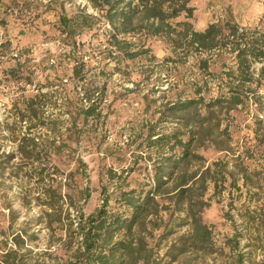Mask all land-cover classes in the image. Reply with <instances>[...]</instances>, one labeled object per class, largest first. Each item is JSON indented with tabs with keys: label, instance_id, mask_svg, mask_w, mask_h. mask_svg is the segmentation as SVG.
I'll return each mask as SVG.
<instances>
[{
	"label": "rangeland",
	"instance_id": "374dc122",
	"mask_svg": "<svg viewBox=\"0 0 264 264\" xmlns=\"http://www.w3.org/2000/svg\"><path fill=\"white\" fill-rule=\"evenodd\" d=\"M188 7L190 18L183 12L170 21L176 33L182 30L179 23L203 31L227 20L244 31L264 33V0H189ZM101 13L88 0H0V152L14 154L22 134L38 137L35 150L49 170L46 179L63 197L60 203L69 214L67 221L95 213L104 199L108 210L116 209L119 185L142 186L152 166L145 158L156 156L146 146L147 128L155 125L154 133L159 134L175 127L172 119L157 121L167 105L179 94L183 99L194 97L195 82L207 102L221 92L218 83L224 85L225 73L235 69L234 54L208 55L190 46L178 47L175 34L126 36L123 39L138 55L118 62L110 53L111 27ZM61 16L75 19L68 28L74 34L64 31ZM204 60L207 70L201 68ZM249 71L253 82L245 88L248 100L218 117L231 151L220 152L206 143L197 151L203 167L217 161L226 166L224 181L216 189L207 184L208 206L201 214L216 250L211 256L186 255L170 263L164 254L186 228H176L161 241L157 239L161 232H154L146 242L154 249L156 264H232L237 255L243 256V264H264V236L253 225L250 229L245 225L247 214L259 209L264 197V144L259 142L264 141V123H257L264 118V108L255 104L258 99L264 103V62H254ZM30 99L45 125L19 120ZM88 104L94 116L84 121L82 110ZM19 162L16 157L7 168H0V239L9 242L11 234L25 231L21 253L28 250L31 264H60L67 247L76 245V237L67 239L66 220L52 225V230L45 228L39 218L40 200L35 199L36 177L14 169ZM245 175L250 182H242ZM163 219H169L167 214ZM234 236L236 247L231 250ZM59 239H67L65 245Z\"/></svg>",
	"mask_w": 264,
	"mask_h": 264
},
{
	"label": "trees",
	"instance_id": "16d2710c",
	"mask_svg": "<svg viewBox=\"0 0 264 264\" xmlns=\"http://www.w3.org/2000/svg\"><path fill=\"white\" fill-rule=\"evenodd\" d=\"M88 1L93 8L103 12L102 17L111 27L110 45L113 51L110 53L116 56L118 62L138 55L137 52H132L130 41L123 39L126 36L143 34L150 37H170L175 34L178 37V47L190 46L197 53L208 55L221 52L234 54L235 69L225 73L223 86L218 83L222 89L216 97L206 102L200 85L195 82L194 97L183 99L179 94L176 100L160 112L158 122L172 119L176 121V126L159 134L154 133L155 125L147 128V149L156 154L145 158L152 165L151 172L138 188L124 189L123 185L118 186L116 209L108 210V200L104 199L95 213L87 216L79 214L76 221H67L69 214H64L60 203L63 197L46 179L49 177V170L41 164L39 153L35 150L38 137L22 134L15 143L14 154L0 152V168H7L13 159L19 157L20 162L13 168L24 170L25 176L30 178H33L31 175L36 177L38 191L35 199L40 200L42 211L39 218L44 220L45 228L52 230V225L67 221L69 232L66 231L65 234L67 239L72 235L76 237V245L67 247V251L63 252L66 258L60 264H156L153 259L154 249L148 247L146 241L154 238V232H161L157 238L161 241L174 234L176 228L186 230L170 243L164 254L170 263H175L186 255H204L208 252L211 256L216 249L213 247L210 226L201 217L203 209L208 206L204 195L207 184L212 183L216 189L218 183L224 181L226 166L223 161H217L211 166L203 167V158L197 151L205 143L220 152L231 151L226 129H219V113H228L242 107L248 100L245 88L253 82L250 66L254 62H264V33L244 31L228 20L223 24H209L203 31H194L186 22L179 23L182 30L176 33L170 21L183 12L187 19L192 16V9L188 7L189 0ZM83 19L90 17L84 16ZM73 22L75 19L60 17L65 32H68ZM86 26L91 29L90 25ZM68 33L72 35L74 31ZM207 61H201L203 70L208 68ZM85 100L88 102L87 98ZM255 104L264 108V103L259 99ZM82 111L84 121L94 116V108L89 104ZM41 119L42 113L39 109L37 111L34 100L30 99L19 120H27L39 127L45 125ZM263 119L260 118L257 123H264ZM72 130L78 133L75 125H72ZM259 142L264 144L263 138ZM193 163L199 165L197 169L191 166ZM29 166L32 167L31 171H26ZM243 170L244 168L241 169ZM227 175L233 178L231 174ZM253 175L259 173L255 172ZM109 177L116 178V175L110 174ZM240 179L243 183L251 181L247 175ZM231 182L234 184L236 180L232 179ZM84 197L87 198L88 195L85 194ZM260 200L259 209L247 214L245 225H249V229L253 225L254 231L264 236V197ZM165 214L169 218L167 221L163 219ZM25 236L26 232L20 231L11 234L9 242L0 239V264H31L28 250L21 253L26 246ZM66 240L60 241H64V244ZM236 241L235 236L229 241L233 244L231 250L236 247ZM69 249L71 253L68 252ZM243 262V256L237 255L232 264Z\"/></svg>",
	"mask_w": 264,
	"mask_h": 264
}]
</instances>
